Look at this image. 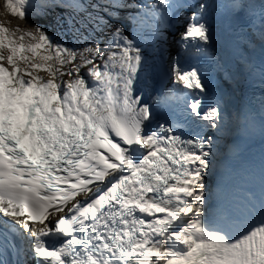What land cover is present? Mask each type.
Here are the masks:
<instances>
[{
    "label": "snow or ice",
    "instance_id": "snow-or-ice-1",
    "mask_svg": "<svg viewBox=\"0 0 264 264\" xmlns=\"http://www.w3.org/2000/svg\"><path fill=\"white\" fill-rule=\"evenodd\" d=\"M4 4L60 39L0 24V264H264V174L245 189L225 180L228 121L219 98L205 104L209 75L181 62L194 50L235 77L212 55L208 0ZM255 4L229 2L252 38ZM247 38L235 33L238 59Z\"/></svg>",
    "mask_w": 264,
    "mask_h": 264
},
{
    "label": "bare ground",
    "instance_id": "bare-ground-1",
    "mask_svg": "<svg viewBox=\"0 0 264 264\" xmlns=\"http://www.w3.org/2000/svg\"><path fill=\"white\" fill-rule=\"evenodd\" d=\"M4 9L5 6L2 9V11ZM5 12L7 14H10L9 11H5ZM33 17L36 18L37 16L33 15ZM20 23H24V22L22 21ZM46 30L48 31L49 35H52L55 38V35L53 34L54 32H51V30L53 29L48 30L46 28ZM27 41H29V39L25 38L24 43L27 44ZM37 52H38L37 62L43 63V61L39 60V55H45L46 53H44L40 49H38ZM21 55L24 54L21 53ZM31 55L32 54L30 53L29 57H31ZM38 74L42 76H46V73L44 72H40ZM238 77L239 74L235 72L234 78L237 79ZM235 159L236 160L228 166L229 175L225 177V180L230 184L236 185L238 189L248 188L252 181V178L247 176L248 173L251 170H253L254 167L257 169V171L262 170L264 167V134H259L254 138L249 139L244 152L237 155Z\"/></svg>",
    "mask_w": 264,
    "mask_h": 264
},
{
    "label": "rangeland",
    "instance_id": "rangeland-1",
    "mask_svg": "<svg viewBox=\"0 0 264 264\" xmlns=\"http://www.w3.org/2000/svg\"><path fill=\"white\" fill-rule=\"evenodd\" d=\"M3 5L5 6L4 0L3 1L0 0V24H3L4 26H6V27H8L10 29L16 28V27H20L19 24L17 25V19L15 17H13L11 14H7L5 12V11H8L6 8L2 11V9L4 8ZM44 21L45 20H43V22ZM33 25H35V24L26 25L25 26V29L31 31V30H33V27H32ZM45 28H47L48 30H51L52 29L51 26L49 25V23H48V26L45 27ZM108 30H110V28H106L105 29V32L108 31ZM51 32H53V30H51ZM53 34L55 35V33H53ZM55 38L56 39H60V37H56V36H55ZM29 42L30 41H27V44ZM77 46L78 47H81V45H77ZM23 54L29 56L30 53L26 52V53H23ZM234 101H235L234 100V94H232V96L227 100L226 105L228 107L232 108V106L234 104Z\"/></svg>",
    "mask_w": 264,
    "mask_h": 264
}]
</instances>
